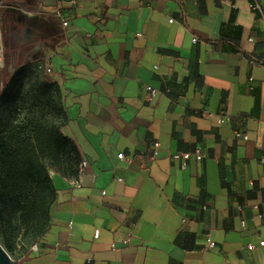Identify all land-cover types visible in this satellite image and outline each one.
Segmentation results:
<instances>
[{"label":"crops","instance_id":"1","mask_svg":"<svg viewBox=\"0 0 264 264\" xmlns=\"http://www.w3.org/2000/svg\"><path fill=\"white\" fill-rule=\"evenodd\" d=\"M51 1L87 165L18 263L264 264V0Z\"/></svg>","mask_w":264,"mask_h":264},{"label":"rangeland","instance_id":"2","mask_svg":"<svg viewBox=\"0 0 264 264\" xmlns=\"http://www.w3.org/2000/svg\"><path fill=\"white\" fill-rule=\"evenodd\" d=\"M51 0H3L0 8V138L6 128L38 120L60 124L67 114V92L52 67V34L61 20ZM48 10V11H46ZM51 170H54L50 168ZM2 165L0 163V172ZM0 207V244L10 239L16 261L33 248L30 233L14 212Z\"/></svg>","mask_w":264,"mask_h":264},{"label":"trees","instance_id":"3","mask_svg":"<svg viewBox=\"0 0 264 264\" xmlns=\"http://www.w3.org/2000/svg\"><path fill=\"white\" fill-rule=\"evenodd\" d=\"M68 121L66 114L60 124L45 125L34 119L11 124L5 130L8 136L0 138V207L14 204L33 246L49 233L58 197L49 167L65 177L79 176V148L62 132ZM4 249L8 254L13 250L10 239Z\"/></svg>","mask_w":264,"mask_h":264},{"label":"built area","instance_id":"4","mask_svg":"<svg viewBox=\"0 0 264 264\" xmlns=\"http://www.w3.org/2000/svg\"><path fill=\"white\" fill-rule=\"evenodd\" d=\"M250 7H251V9H253L255 11H258L262 15V17H264V4L263 3L254 2V3H252L250 5ZM252 63H254V61H252ZM148 89L150 90L152 96H154L157 93V90H155L151 86H149ZM196 113H199V114H201L203 116L210 115V113H208L206 111H196ZM244 139H247V136H245ZM158 146H159V144L157 143L156 147L158 148ZM194 156L196 157L197 160H203L204 157H205L200 148H196V150L194 151ZM190 157H191V154H186V155H183V156L176 155L174 158L175 159H179V158L189 159ZM118 158L123 159L124 158V154L120 153L118 155ZM86 165H87V162L84 161V162L81 163L80 168L86 167ZM204 208H207V206H204ZM262 218L264 219V215L262 216ZM207 242H208L209 249H214L216 247V243L212 240V238L210 236H208ZM260 245L264 246V241H261ZM35 248H36V246H34L32 249H35ZM254 248H255L254 245H249V249L253 250Z\"/></svg>","mask_w":264,"mask_h":264},{"label":"water","instance_id":"5","mask_svg":"<svg viewBox=\"0 0 264 264\" xmlns=\"http://www.w3.org/2000/svg\"><path fill=\"white\" fill-rule=\"evenodd\" d=\"M3 3V0H0V8ZM0 55H1V48H0ZM0 264H19L18 261L14 260L8 252L3 248L0 244Z\"/></svg>","mask_w":264,"mask_h":264}]
</instances>
